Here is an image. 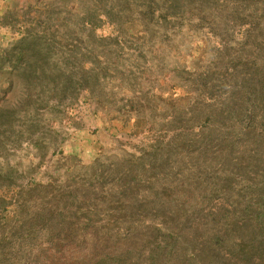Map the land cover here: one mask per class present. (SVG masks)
Segmentation results:
<instances>
[{
  "label": "trees",
  "instance_id": "1",
  "mask_svg": "<svg viewBox=\"0 0 264 264\" xmlns=\"http://www.w3.org/2000/svg\"><path fill=\"white\" fill-rule=\"evenodd\" d=\"M80 1L60 0L63 22L46 3L6 23L18 36L0 54V89L13 104L37 115L75 96L72 85L110 84L141 105L149 97L134 81L153 75L141 62L153 49L174 63L158 80L183 81L176 99L191 125L139 155L13 182L11 193L0 183V264H264V0ZM211 5L235 14V62L186 66L177 34L215 14ZM218 87L226 101L213 97ZM145 118L131 109L125 120L137 133Z\"/></svg>",
  "mask_w": 264,
  "mask_h": 264
},
{
  "label": "rangeland",
  "instance_id": "2",
  "mask_svg": "<svg viewBox=\"0 0 264 264\" xmlns=\"http://www.w3.org/2000/svg\"><path fill=\"white\" fill-rule=\"evenodd\" d=\"M80 2L93 7L90 0ZM46 3L55 5L58 13L51 15L59 18L57 22H63L60 18L67 16V13L60 12V0H0V54L12 46L18 36L16 26L6 23L36 16L34 6L40 7ZM212 9H215V14L207 15L202 25H197L193 30L184 28L177 34L180 61L186 66H211V62L215 61L219 64L232 60L235 62V41L239 39L235 14H231V9L225 6L211 5L208 13ZM110 30L108 26L102 28L104 32ZM213 31L216 35L211 34ZM145 48L150 49L149 46ZM152 50L145 52L148 56L141 62L146 64L149 71H153V75L139 76L134 81V86H140L149 97L141 105L135 101L131 103L130 98L120 94L117 89L109 90L110 84L109 88L107 86L103 90L100 85L94 92L77 89L75 84L70 88L75 96L68 94L63 104L53 100L47 109L39 108L38 114L33 115L30 103L23 102L15 106V95L0 89V183L9 185L6 188L8 192L14 189L11 186L13 182L24 185L32 178L46 180L50 176L76 173L82 171L83 164H90L97 158L116 161L129 158L132 152L139 155L140 149H148V145L158 139H168L176 129H187L191 125L188 115L180 113L186 99H176L185 90L179 86L174 87L176 81H183L176 77L171 81L169 74L158 80V69H173L174 63L171 64L168 57L164 58L163 55L159 58ZM7 77L0 70V84ZM160 85L162 91H159ZM225 89H214L213 97L226 101ZM230 89L226 92H230ZM101 93L111 94L105 95L99 102L96 96ZM131 109L140 110L146 117L143 120V125L147 122L146 128L139 129V133H134L132 120H125L127 111ZM53 116L56 118L50 122L46 120ZM124 151L127 153L124 154ZM69 168L72 170L68 171ZM11 221L3 220L6 229Z\"/></svg>",
  "mask_w": 264,
  "mask_h": 264
}]
</instances>
